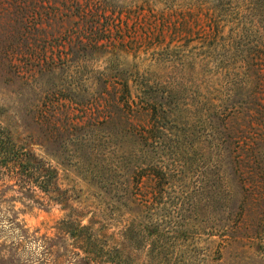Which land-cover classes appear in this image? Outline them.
<instances>
[{"label":"rangeland","instance_id":"374dc122","mask_svg":"<svg viewBox=\"0 0 264 264\" xmlns=\"http://www.w3.org/2000/svg\"><path fill=\"white\" fill-rule=\"evenodd\" d=\"M1 1L5 4L0 10L24 8L28 46L35 55L23 58L24 70L51 62L57 85L71 86L81 80L92 88L98 73L113 69L125 77L130 100L150 108L146 119L151 114L156 134L166 140L161 156L165 155L163 165L170 171L180 169L171 160L177 138L185 142L180 153L191 156L179 157L184 165L181 177L158 200L160 207L165 204L164 210L152 214V221L164 218L162 229L171 231L178 220L174 206L181 201L177 198H186L204 173L211 184L218 182L212 153L213 128L221 126L218 117L234 103L254 97L264 109V0ZM92 41L96 46L87 45ZM8 86L0 83V105L7 107L4 115L21 141L23 122L13 115L14 96L10 95L16 86ZM260 123L238 120L230 136L246 144L261 130L264 133ZM31 150L58 171L56 182L69 191V208L80 216L75 225L92 227V235L70 234L65 225L69 208L36 188L25 189L0 166V264H203L208 251L216 255L211 264H223L227 257L232 264H264V202L258 198L244 212L242 225L249 236L245 247L240 242L232 251L218 249L219 206L214 200L211 214H201V225L206 222L217 236L201 232L184 240L176 237L173 245H162L168 252L152 254L145 226L136 217L61 168L38 146ZM252 176L251 182L261 177ZM261 180L251 185L256 192H264V177ZM233 190L235 194L240 190L237 183ZM95 236L100 243L93 249L88 239Z\"/></svg>","mask_w":264,"mask_h":264},{"label":"trees","instance_id":"16d2710c","mask_svg":"<svg viewBox=\"0 0 264 264\" xmlns=\"http://www.w3.org/2000/svg\"><path fill=\"white\" fill-rule=\"evenodd\" d=\"M4 4L0 0V5ZM23 19V7L14 12L8 8L0 10V83L16 86L10 94L14 96L13 115L18 122H23L24 128L23 139L19 141L10 126L11 120L4 115L7 107L0 105V166L8 176L25 189L36 188L47 199L69 208V191L58 186V171L31 150L36 145L61 168L71 171L106 200L136 217L141 226H145L143 230L152 243V254L168 252L162 245H173L171 242L176 237L184 240L189 235H201V232L207 236L218 235L217 247L221 251H232L240 242L245 247L249 238L247 227L242 225L246 206L257 198L264 202L262 189L256 192L255 185L251 187L263 182L264 133L261 130L243 145L230 135L234 122L238 126V120H248L251 124L261 122L264 127V109L259 100L254 97L247 103H234L227 114L218 117L221 126L213 128L216 144L212 149L218 182L211 184L210 178L205 176L208 174L204 173L186 198H177L181 202L174 206L178 215L175 227H170L171 231L162 229L166 220L152 221V214L164 210L165 204L160 207L162 201L158 200H162L168 194L167 188L181 177L184 165L179 164V157L191 156L180 153L185 149V142L177 138L171 160L175 168L180 169L170 171L163 165L165 155L161 156L167 147L166 140L156 134L151 114L146 119L150 108L130 100L125 77L112 72L113 69L98 73L92 88H86L81 80L74 81L71 86L57 85L51 62L36 65L31 71L24 70L23 66L27 65L21 62L31 54L30 30ZM87 45L93 47L96 42ZM248 103L254 108L248 107ZM162 158L164 161L160 160ZM253 174L261 177L251 182ZM235 183L240 189L236 194ZM168 200L170 202V196ZM214 200L219 206L217 235L206 222L201 225V214H211ZM70 212L65 222L69 233L77 235L79 232L83 236L84 231L92 235V227L75 225L79 213L72 208ZM188 225L191 229L186 231ZM170 235L175 236L171 238ZM88 241L93 249L100 243L97 236ZM215 256L208 251L203 255V264H211ZM228 263L232 264L229 257L223 264Z\"/></svg>","mask_w":264,"mask_h":264}]
</instances>
